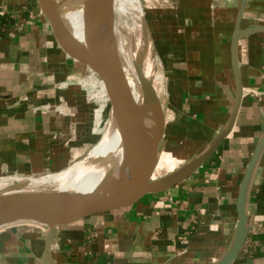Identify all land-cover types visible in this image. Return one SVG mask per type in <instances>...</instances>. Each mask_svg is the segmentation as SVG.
<instances>
[{
    "label": "crops",
    "instance_id": "obj_1",
    "mask_svg": "<svg viewBox=\"0 0 264 264\" xmlns=\"http://www.w3.org/2000/svg\"><path fill=\"white\" fill-rule=\"evenodd\" d=\"M54 2L67 30L91 51L80 2ZM240 6V0H193L186 8L190 19L180 26L184 36L178 44L185 54L175 53L172 75L178 77L176 90L185 96L186 111L206 124L202 152L227 127L233 111L237 85L231 44ZM240 30L246 35L237 46L242 98L236 122L193 175L147 196L122 217L60 228L49 250L48 230L40 225L0 229V264L221 261L233 245L241 187L264 137V0H246ZM80 68L59 47L37 0H0V168L32 176L60 172L93 140L86 133L89 114L71 115L76 105L68 99ZM61 106L69 109L66 114ZM78 133L82 146L73 149L71 137ZM246 214L248 235L232 264H264V150L250 181Z\"/></svg>",
    "mask_w": 264,
    "mask_h": 264
},
{
    "label": "water",
    "instance_id": "obj_2",
    "mask_svg": "<svg viewBox=\"0 0 264 264\" xmlns=\"http://www.w3.org/2000/svg\"><path fill=\"white\" fill-rule=\"evenodd\" d=\"M43 16L48 21L54 37L62 51L76 63L86 67L90 73L101 79L107 88L114 116L128 138V145L138 170L139 183L123 199L106 204H97L88 198H70L57 195L53 191L0 195V229L11 228L17 223H34L47 228V250L57 236L58 230L89 219H115L133 211L147 196L165 192L193 175L218 149L230 134L238 115L242 85L240 80L237 46L239 39L246 35L240 30L246 0H240L231 54L237 94L227 127L221 131L199 156L185 164L176 172L160 179H154L160 152V141L164 131V114L159 99L153 102L162 120V128L154 139L146 121L134 114L133 107L120 91L107 71L105 53L108 47L110 29L109 0H85L83 4V28L93 25L96 32V48L90 53L82 40L72 35L63 25L60 15L51 0H37ZM264 150V137L260 141L244 178L239 198V221L233 245L227 255L217 264H232L238 257L248 235L247 198L250 181L258 160Z\"/></svg>",
    "mask_w": 264,
    "mask_h": 264
},
{
    "label": "rangeland",
    "instance_id": "obj_3",
    "mask_svg": "<svg viewBox=\"0 0 264 264\" xmlns=\"http://www.w3.org/2000/svg\"><path fill=\"white\" fill-rule=\"evenodd\" d=\"M192 1L139 0L141 6L140 17H142L139 23L131 13L124 17L114 15L116 28L127 52H130L141 68L150 69V78L155 79L154 82L148 81L150 84L148 85L150 104L153 106L156 98L159 99L164 114V131L160 141L161 150L157 164L160 165L156 167L154 179H160L166 174L170 175L196 158L204 150L203 144L208 133L206 124L201 119L192 117L188 110L186 111L184 106L185 96L182 92L176 90L178 77L172 75L175 53L180 55L182 51L185 54L184 45L178 44L183 41V39L181 41V38L184 36L179 31L180 26L186 24L192 15L191 12L186 11ZM81 11L84 15L82 7ZM139 28H141L140 31ZM80 73V76L70 86L73 90L68 95L69 103L70 105H76L70 110L71 115L78 114V110L81 113L89 114L90 124L86 133L89 132L93 140L82 146V140L79 137H82L81 134L78 133L77 137H71L70 146L73 149L82 146V150H79V154L73 156L74 158L72 157L67 165L68 167L62 170L64 172L77 168L80 163L87 161L90 153L100 145L108 132L112 118L113 108L110 115L112 104L105 83L97 77L92 78V73L82 65ZM93 87H96V89ZM137 92L138 107H143L142 89H138ZM93 93L96 96L92 99L90 94ZM59 110L61 113L66 114L69 109L61 106ZM157 112L154 109L156 116H158ZM94 118L98 121L96 133L93 132L95 129ZM160 167L162 168L160 169ZM54 173L59 172L49 171L43 175L32 176L14 171L9 167H1L0 183L12 184L13 187L24 181H44L45 179L41 178ZM47 191L51 192L53 190Z\"/></svg>",
    "mask_w": 264,
    "mask_h": 264
},
{
    "label": "bare ground",
    "instance_id": "obj_4",
    "mask_svg": "<svg viewBox=\"0 0 264 264\" xmlns=\"http://www.w3.org/2000/svg\"><path fill=\"white\" fill-rule=\"evenodd\" d=\"M51 1L58 12L56 3L54 0ZM78 1L83 8L85 0ZM109 7L110 29L108 47L105 53L107 71L130 102L134 114L139 119L141 117L146 121L154 139H156L162 128V120L159 116L155 115V108L150 104L148 96V85H150L148 81L154 82L155 79L150 78V69L141 68L130 52H127L125 45L121 42L122 40L114 22V15L124 17L128 13H131L137 18L139 23L140 18H142L140 17V2L139 0H109ZM80 13L83 22L84 15L81 10ZM62 23L65 26L63 21ZM85 29L88 31L93 42L91 51L87 50L93 53L96 48L95 27L91 25ZM140 88L143 94V107H138L137 90ZM63 172L49 174L41 178L45 179L46 182L45 180L24 181L13 187L12 184L0 183V195L53 190L57 195L77 199L88 198L97 204L113 203L123 199L136 188L139 178L138 170L134 165V158L128 145V138L125 133H122L113 111L108 132L105 134L100 145L90 153L87 161L80 163V166L77 168ZM166 176H169V174L162 177Z\"/></svg>",
    "mask_w": 264,
    "mask_h": 264
},
{
    "label": "built area",
    "instance_id": "obj_5",
    "mask_svg": "<svg viewBox=\"0 0 264 264\" xmlns=\"http://www.w3.org/2000/svg\"><path fill=\"white\" fill-rule=\"evenodd\" d=\"M43 229H45V230H47V228H45V227H43V226H41Z\"/></svg>",
    "mask_w": 264,
    "mask_h": 264
}]
</instances>
